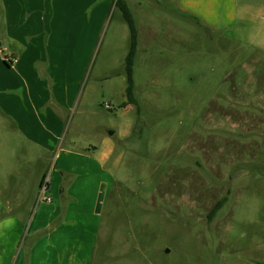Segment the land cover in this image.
Returning a JSON list of instances; mask_svg holds the SVG:
<instances>
[{
  "label": "rangeland",
  "instance_id": "1",
  "mask_svg": "<svg viewBox=\"0 0 264 264\" xmlns=\"http://www.w3.org/2000/svg\"><path fill=\"white\" fill-rule=\"evenodd\" d=\"M153 2L142 6L139 108L121 107L100 80L90 96L73 102L60 130L65 140L96 145L113 131L125 150L112 171L94 264H264V0L231 1L223 33ZM121 14L113 4L109 20ZM98 67L120 72L125 61ZM10 131L0 129L7 157L0 160V187L12 190V173L24 177L11 194L22 191L18 213H34L48 162L28 160L31 147L21 138L17 145Z\"/></svg>",
  "mask_w": 264,
  "mask_h": 264
},
{
  "label": "crops",
  "instance_id": "2",
  "mask_svg": "<svg viewBox=\"0 0 264 264\" xmlns=\"http://www.w3.org/2000/svg\"><path fill=\"white\" fill-rule=\"evenodd\" d=\"M125 1L138 31L136 95L137 65L147 35L142 6L152 7L149 2L154 0ZM162 1L195 24L223 33L231 23L228 5L237 0ZM112 6L111 0H28L26 4L3 0L0 129L11 130L16 141L21 138L31 147L34 154H25L28 160H47L48 171L39 180L34 213L32 209L23 215L18 213L24 201L22 191L11 194L24 177L12 173V190L0 187V264H94L103 211L114 184L112 171L125 150L117 147L113 131L96 145L79 138L65 140L60 130L73 102L90 96L100 80L110 92L104 94L112 100L118 94L121 105L126 101L124 70L98 67L100 63L125 61L129 51L128 24L123 16L115 22L113 17L109 20ZM12 57L18 59L16 64L11 62ZM130 133L131 126L122 130L118 141L121 143ZM2 142L0 137V147ZM0 160H7L1 157V148ZM45 177H49L51 203L40 200Z\"/></svg>",
  "mask_w": 264,
  "mask_h": 264
},
{
  "label": "trees",
  "instance_id": "3",
  "mask_svg": "<svg viewBox=\"0 0 264 264\" xmlns=\"http://www.w3.org/2000/svg\"><path fill=\"white\" fill-rule=\"evenodd\" d=\"M161 2V0H156ZM114 4L115 8L121 11L122 16L125 22L128 24L129 31H130V45L129 51L125 58V77H126V101L121 105V107H126L128 105H136L139 108L138 100L135 96V85H134V67L135 61L137 56V49H138V31L136 27V23L132 12L127 5L125 0H112V5ZM193 20L198 21L197 18L191 17ZM140 112V110H139ZM227 196L223 197L219 200L211 211L208 214V219L211 221L219 211V209L226 203Z\"/></svg>",
  "mask_w": 264,
  "mask_h": 264
},
{
  "label": "built area",
  "instance_id": "4",
  "mask_svg": "<svg viewBox=\"0 0 264 264\" xmlns=\"http://www.w3.org/2000/svg\"><path fill=\"white\" fill-rule=\"evenodd\" d=\"M11 62L13 64H16L18 62V59L16 57H12ZM104 107L108 110L112 109V106L110 104H106L104 105ZM49 187V177H45L40 186V200L46 203H51L53 201L52 195L49 192Z\"/></svg>",
  "mask_w": 264,
  "mask_h": 264
}]
</instances>
